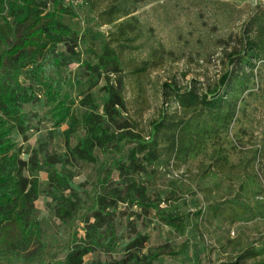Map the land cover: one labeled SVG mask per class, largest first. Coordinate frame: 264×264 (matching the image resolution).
<instances>
[{
    "label": "trees",
    "instance_id": "1",
    "mask_svg": "<svg viewBox=\"0 0 264 264\" xmlns=\"http://www.w3.org/2000/svg\"><path fill=\"white\" fill-rule=\"evenodd\" d=\"M86 2L100 25L114 29L100 50L90 48L93 59L83 61L86 89L79 100L83 111L77 115L76 100L64 89V81L51 74L53 69L80 62L82 34L64 20L67 14L76 16L73 8L66 0H0V264H161L163 255L180 253L185 247L175 250L169 243L145 251L150 235L135 224L122 240L117 218L128 209L143 216L154 214L161 225L184 233V214L173 192L152 195L144 177L154 162L165 160L170 167L175 158L187 161L215 139L211 165L224 173L230 152L221 140L229 135L242 94L250 86L252 76L247 73L254 71V61L264 60V15L251 13L239 47L227 54L225 69L214 83L201 86L193 80L184 87L177 81L162 83L163 103L177 107L163 109L144 134L129 118L126 96V72L143 73L148 67L146 62L130 70L124 59L141 31L135 0ZM100 83L105 92L102 104L91 93ZM30 104L49 107L45 115L54 126L69 121L63 132L64 151L50 148L46 140L28 159L20 156L12 134L17 130L25 135L39 119L27 109ZM79 128L84 134L73 144L71 135ZM48 138L53 139L52 132ZM258 154L259 149L253 150L243 172L253 169ZM83 163L95 165L90 189L75 179L76 167ZM41 171L48 177L44 189L37 175ZM41 193L68 230L64 242L44 240L36 205ZM95 251L122 254L87 261L86 256ZM261 253L245 249L216 264H264V258L256 260ZM250 258L255 260L248 263Z\"/></svg>",
    "mask_w": 264,
    "mask_h": 264
},
{
    "label": "rangeland",
    "instance_id": "2",
    "mask_svg": "<svg viewBox=\"0 0 264 264\" xmlns=\"http://www.w3.org/2000/svg\"><path fill=\"white\" fill-rule=\"evenodd\" d=\"M135 5L134 13L141 31L134 47L125 51L124 59L130 70L146 62L148 67L143 73L126 72V96L133 126L147 134L151 120L170 107L163 103L162 83L177 81L182 87L193 80L201 86L214 83L225 69L227 54L239 47L247 17L251 13L264 15V0H135ZM73 10L76 16L67 14L64 20L82 34L78 47L80 62L53 69L51 74L64 81V89L76 100L74 111L80 115L83 107L79 100L85 92L83 83L87 79L83 61L93 59L92 49L100 50L114 26L100 25L88 5ZM58 48L63 49L64 45L60 44ZM254 63V71L247 73L252 80L242 94L237 117L227 138L221 140L230 152V166L224 173L211 165L210 152L217 146L215 139L187 161L175 158L170 167L166 166L165 160L154 162L151 173L144 177L152 195L164 196L173 192L174 201L184 214V233L161 225L154 214L143 216L128 209L127 214L121 211L117 218L122 240L131 234L134 224L139 231L148 232L150 239L145 251L163 243H169L175 250L185 247L176 255H163L161 264H216L237 257L245 249L261 250L256 260L264 258V60ZM102 85L91 89L99 104L105 96ZM176 107H170L169 111ZM48 108L40 104L28 105L27 109L36 112L39 119L32 122V128L25 135L17 130L12 134L17 142L16 150L23 159H28L31 151L46 140L50 148L64 151L63 132L69 121L54 126L51 117L45 115ZM51 132L52 140L48 138ZM82 134V128L74 132L72 143L75 144ZM255 149H259V154L252 163L253 169L243 172V165ZM237 165L235 169L231 167ZM25 174L29 175L28 171ZM37 175L41 189L46 188L47 173L41 171ZM94 177L93 163L76 167L75 179L85 182L87 189ZM47 201L44 193L36 199L44 240L64 242L68 230L54 216ZM125 208V204L120 205V209ZM80 233H83L82 229ZM121 254L122 251L113 255L95 251L88 254L86 260L120 258ZM254 260L250 258L247 262Z\"/></svg>",
    "mask_w": 264,
    "mask_h": 264
},
{
    "label": "built area",
    "instance_id": "3",
    "mask_svg": "<svg viewBox=\"0 0 264 264\" xmlns=\"http://www.w3.org/2000/svg\"><path fill=\"white\" fill-rule=\"evenodd\" d=\"M66 2L73 9L82 8L83 6L87 5L86 0H66Z\"/></svg>",
    "mask_w": 264,
    "mask_h": 264
}]
</instances>
